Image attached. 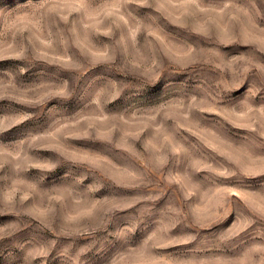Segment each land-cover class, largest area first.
<instances>
[{"label": "rangeland", "instance_id": "1", "mask_svg": "<svg viewBox=\"0 0 264 264\" xmlns=\"http://www.w3.org/2000/svg\"><path fill=\"white\" fill-rule=\"evenodd\" d=\"M0 264H264V0H0Z\"/></svg>", "mask_w": 264, "mask_h": 264}]
</instances>
